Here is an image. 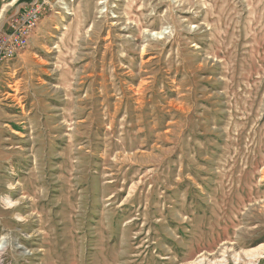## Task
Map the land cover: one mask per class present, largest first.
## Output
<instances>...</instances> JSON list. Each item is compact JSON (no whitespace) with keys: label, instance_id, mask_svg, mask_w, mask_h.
<instances>
[{"label":"rangeland","instance_id":"rangeland-1","mask_svg":"<svg viewBox=\"0 0 264 264\" xmlns=\"http://www.w3.org/2000/svg\"><path fill=\"white\" fill-rule=\"evenodd\" d=\"M34 1L0 0V35ZM1 243L3 264H251L264 0H47L0 67Z\"/></svg>","mask_w":264,"mask_h":264},{"label":"built area","instance_id":"built-area-1","mask_svg":"<svg viewBox=\"0 0 264 264\" xmlns=\"http://www.w3.org/2000/svg\"><path fill=\"white\" fill-rule=\"evenodd\" d=\"M47 0H35L24 11L15 14L11 23H7L6 32L0 35V67L5 57H17L28 43V39L38 21L40 11ZM6 253H0V262L4 263Z\"/></svg>","mask_w":264,"mask_h":264},{"label":"bare ground","instance_id":"bare-ground-1","mask_svg":"<svg viewBox=\"0 0 264 264\" xmlns=\"http://www.w3.org/2000/svg\"><path fill=\"white\" fill-rule=\"evenodd\" d=\"M11 189H13V187H11ZM6 204L11 207V206L15 205L16 202H12V201L7 200ZM1 240H4V238H2ZM16 250H23V251L25 250V254L28 252V249H26L24 246H19L16 248ZM230 251H231V249H229L228 247H224L219 254H216V256H212L211 259L208 257L202 256V257L196 259L195 261L189 262L186 264H227L225 256L227 255V252H230ZM0 253H6V249H5V247H3L2 243L0 244ZM27 254L29 256L33 255V253H31V252L30 253L28 252ZM231 254H233V253L231 252ZM241 256H242V259L244 258L247 261L251 262V264H254L253 262H255L256 259L264 257V244L259 245L258 247L252 248L250 250L239 251L237 253L234 252V254L232 255V258L234 259V261L239 263L242 261ZM0 264H1V262H0Z\"/></svg>","mask_w":264,"mask_h":264}]
</instances>
